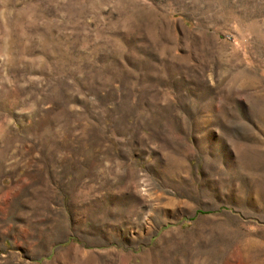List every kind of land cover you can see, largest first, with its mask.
Returning a JSON list of instances; mask_svg holds the SVG:
<instances>
[{
	"label": "rangeland",
	"instance_id": "obj_1",
	"mask_svg": "<svg viewBox=\"0 0 264 264\" xmlns=\"http://www.w3.org/2000/svg\"><path fill=\"white\" fill-rule=\"evenodd\" d=\"M0 264H264V0H0Z\"/></svg>",
	"mask_w": 264,
	"mask_h": 264
}]
</instances>
